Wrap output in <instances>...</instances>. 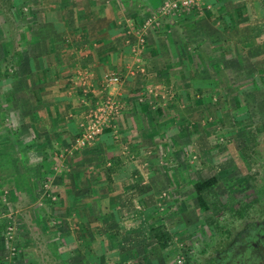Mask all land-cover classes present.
Returning a JSON list of instances; mask_svg holds the SVG:
<instances>
[{"label":"rangeland","instance_id":"rangeland-1","mask_svg":"<svg viewBox=\"0 0 264 264\" xmlns=\"http://www.w3.org/2000/svg\"><path fill=\"white\" fill-rule=\"evenodd\" d=\"M242 1L246 12L236 14L229 30L218 17L215 24L196 22L200 27L181 31L176 23L170 29L179 42L178 48L163 47L175 58L167 68L172 77L156 74L159 63L145 65L148 53L138 56V69L155 77L131 100L152 107L142 115L148 144L141 152L118 137L126 140L115 149L118 158L102 154L98 167L88 170L104 184L95 190L84 182L74 191L70 174L81 166L67 158L81 148L73 141L62 154L53 150L50 114L40 122L32 118V111L54 102L45 85L40 97L33 86L46 72L39 63L50 57V24L63 16L33 12L29 0L4 2L9 5L0 12V264H213V257L228 255L225 264L245 263L242 257L232 260L240 251L234 243L264 223V0L229 4ZM206 5L197 13L203 16ZM159 8L141 20L125 19L135 32L129 44L146 46L151 30L180 21ZM156 12L159 24H147ZM63 35L57 37L67 42ZM115 73L120 80L111 89L117 90L122 77ZM32 149L38 164L26 170L22 157ZM150 170L159 175L146 177ZM151 179L162 187L148 192ZM158 226L170 236L166 248L155 239Z\"/></svg>","mask_w":264,"mask_h":264},{"label":"crops","instance_id":"crops-1","mask_svg":"<svg viewBox=\"0 0 264 264\" xmlns=\"http://www.w3.org/2000/svg\"><path fill=\"white\" fill-rule=\"evenodd\" d=\"M9 1L11 3L12 1L25 0H0V12L3 11L2 7L6 10L7 3L4 2ZM29 1L34 3V6L32 5L33 12H50L51 17L55 14L59 15V13L63 16L62 23L56 24L58 26L50 24V34H52L50 36V57L46 58V62L40 61L39 63L44 64L42 70L47 66L46 72L43 81L33 86V93L36 97H40L41 94L45 93L44 87H42V85H45L47 94L50 95V101L51 98L54 100L50 104L46 103L47 105L41 106L42 109L38 108V110L32 111L35 114L32 118L39 122L40 119L46 117L45 115L50 114V146L52 149L60 151V154L66 152L81 130V123L86 120L87 114L101 106L107 95L111 94L114 100L118 102L117 113L111 116L110 124L104 133L94 143L79 149L67 158V160L74 158L77 165L81 166L79 169L77 167V169H73L71 174L69 173L73 182V191L80 190V184L83 185L84 182H86V185L93 184L95 190H97V183L104 184L102 178H91L88 170L98 167L96 161L98 162L101 159L102 154H107V157L114 155L116 156L115 159L118 158L117 145L126 143V140H123V142L118 140L121 136L127 138L128 144L133 150L137 149L142 152L148 144L145 141L146 135L143 132L145 124L148 123L142 121V115L143 111L148 112L152 107L144 104V106H135L131 100L139 95L141 96L145 92V87L143 88L145 82H149L150 78L155 79V77H151L147 72L138 69L140 59L138 56L148 53V60L146 61L145 56L144 64L146 65L148 62L149 64L159 63L157 68L154 67L157 71L156 74L166 78L168 76L172 77L169 74L170 70L167 68L175 62V58L169 57L171 53L167 48L163 50V47L165 45L172 46L173 49L178 48L177 45L179 44L177 43L179 42L174 40L170 30L173 27L177 29L176 23H179L177 24L178 28L179 25L183 27L181 31H187L189 29L188 25H190V28L194 25L200 27V23L196 22L208 20L210 23L215 24L214 19L218 17V23L222 22V28L225 29L224 27L227 26L225 30H229L230 27H234L232 23L237 17L236 14L246 12L245 7L247 5L243 1L240 4L230 6L229 2L233 0H206L208 5L203 10L205 12L203 16L197 13L199 11H195L194 13L182 15L180 21L177 20L178 22L175 19L169 20V23L163 25L162 29L151 30L148 34V45H144L141 52H136L131 50L133 45L129 44L130 33L135 32L131 24H125V19L136 18V20H141L151 9L153 12L159 8L164 0ZM247 10L249 12L248 8ZM188 15L192 17L191 21L187 19ZM61 33L65 34L63 36L66 38L69 37L67 42L64 41V38L57 37V34L61 35ZM171 37L174 41L171 40ZM150 38H152V42ZM194 45L196 48L199 46L198 43H194ZM112 72H119L122 77V83L117 87V90L111 89V86H106L107 83L104 82L105 75ZM56 80L57 84L52 86L51 82ZM83 81H86V83ZM49 88L50 90H48ZM114 93L117 96L113 95ZM43 110L46 114L42 112ZM37 112L44 115L41 113L38 115ZM138 120H140L139 123ZM29 124L33 123L29 121ZM158 125L160 126V124ZM121 132L124 135H121ZM112 134L117 137L116 141L113 140ZM36 142L37 140L33 143ZM44 146L46 145L44 144ZM52 149H50V152ZM32 152L33 149L28 153L25 152V156L22 157L28 162V167H26L21 160L26 170H31L33 166L38 164L35 159L37 153L33 158L31 157ZM121 153H124V151ZM86 154L89 155V158L85 157ZM134 154L140 155L138 151ZM134 154L130 155V159L136 161L137 156H134ZM124 155L121 154V157L123 158ZM53 157L55 159V156ZM108 165H112L110 170L112 175H116L113 162H109ZM151 173L152 176L159 175L158 172L152 170L148 173L144 172V175L147 177ZM69 174L63 173L62 176ZM101 176L105 177L103 174ZM162 184H158L151 179L148 182L147 187L149 188L147 191L151 192L156 187L161 188ZM131 186L133 187L132 192L139 190L136 188V184H131ZM139 193L137 192L138 195Z\"/></svg>","mask_w":264,"mask_h":264},{"label":"built area","instance_id":"built-area-1","mask_svg":"<svg viewBox=\"0 0 264 264\" xmlns=\"http://www.w3.org/2000/svg\"><path fill=\"white\" fill-rule=\"evenodd\" d=\"M206 0H164L163 4L159 8V13L162 15H175L182 16L183 11L191 13L196 10H202ZM158 14L148 18L147 24L157 22ZM142 42L144 39H141ZM144 44H138L133 46L134 51H142ZM119 75L114 73L110 74L106 78L108 86L115 85L119 82ZM86 83V81H83ZM118 102L114 100L111 94L106 96L105 101L101 106L93 109L89 112L86 120L81 123V130L74 140L75 148H83L85 146L94 143L106 130L111 121V116L117 113Z\"/></svg>","mask_w":264,"mask_h":264},{"label":"trees","instance_id":"trees-1","mask_svg":"<svg viewBox=\"0 0 264 264\" xmlns=\"http://www.w3.org/2000/svg\"><path fill=\"white\" fill-rule=\"evenodd\" d=\"M254 229L253 231L245 230V232L240 235L239 239L235 241L234 247L240 251L234 255L233 259H230L234 260L237 257H242V260L246 259L244 264H260L262 261L264 262V223L257 224ZM154 235L155 239L158 241V244L162 248H166L168 246L170 242V236L164 230L163 226L156 227L154 230ZM259 245L263 246V249L257 250ZM242 251L247 252L242 253ZM228 258L229 255L227 258L224 257L221 259L218 257H213V264H225L226 261H228ZM231 261L228 263H231Z\"/></svg>","mask_w":264,"mask_h":264}]
</instances>
